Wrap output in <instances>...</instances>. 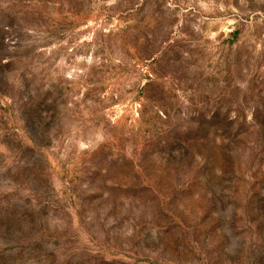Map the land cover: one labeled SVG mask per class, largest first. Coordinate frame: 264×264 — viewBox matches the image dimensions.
Instances as JSON below:
<instances>
[{
  "label": "rangeland",
  "instance_id": "374dc122",
  "mask_svg": "<svg viewBox=\"0 0 264 264\" xmlns=\"http://www.w3.org/2000/svg\"><path fill=\"white\" fill-rule=\"evenodd\" d=\"M0 264H264V0H0Z\"/></svg>",
  "mask_w": 264,
  "mask_h": 264
}]
</instances>
